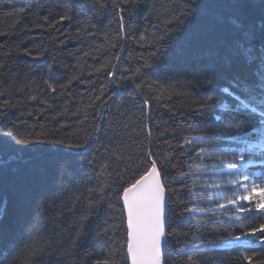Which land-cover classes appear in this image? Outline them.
<instances>
[{"label":"trees","instance_id":"16d2710c","mask_svg":"<svg viewBox=\"0 0 264 264\" xmlns=\"http://www.w3.org/2000/svg\"><path fill=\"white\" fill-rule=\"evenodd\" d=\"M68 2L0 0V105H11L0 107L5 114L0 126L29 139L87 140L86 158L95 155L96 164L89 167L66 154L82 151L75 148L51 152L48 144L29 146L19 172L0 176V259L6 256L5 264H128L119 195L149 168L150 156L167 184L166 264H247L245 257H251V264H264V247L253 237L227 248L203 243H227L229 234L264 224V210L256 208L259 196L242 200L252 188H264V147L258 137L264 104H255L257 113L245 112L250 120L241 130L225 125L228 111L202 107L231 100L218 92L219 79L211 88L184 86L196 43L193 26L183 28L162 58L150 55L159 37L175 27L184 0H140L134 14L123 0H100L103 21L91 18L85 0H70V10ZM62 16L69 19L62 21ZM137 68L141 72L134 75ZM256 94L260 99L259 89ZM9 155L13 153L5 151L4 158ZM64 160L77 178L92 177L80 187L81 204L86 206L90 196L98 198L103 187L115 205L89 218L86 234L75 246L73 221L80 205L67 211L71 200L59 224L44 220L37 225L42 235L27 231L32 216L28 199L36 193L26 192L25 184L34 187L42 174L54 175ZM230 163L237 167L228 168ZM181 172L188 175L184 181L178 179ZM93 188L97 191L90 193ZM105 219L107 247L104 240L93 239ZM86 253H91L87 260Z\"/></svg>","mask_w":264,"mask_h":264},{"label":"snow or ice","instance_id":"6c2138e0","mask_svg":"<svg viewBox=\"0 0 264 264\" xmlns=\"http://www.w3.org/2000/svg\"><path fill=\"white\" fill-rule=\"evenodd\" d=\"M85 2L89 6L91 18L93 20L99 18L103 21V5L100 4V0H85ZM123 2L132 6V14H134V9L140 0H123ZM71 7L69 0V10ZM113 7L123 11L119 3H114ZM60 19L63 21L69 17L62 16ZM175 20V27L159 37L158 46L150 55L162 58L164 50L172 46L173 41L178 38V34L185 26L196 28L197 30L192 33L196 37V43L190 49L191 54L186 65L189 76L183 84L185 87L198 85L200 88H211L215 80L222 81L217 86L218 92L223 97L229 98L231 103L225 101L202 105V107L221 108L228 111L231 115L225 120V125L237 130L244 129L250 120L245 112L257 113L255 104H264V0H184V7ZM165 37H167V43H162ZM144 67H147V64ZM2 70L3 68L0 67V71ZM140 72L141 69L137 68L134 75ZM256 89H259L260 99H257ZM0 107H11V105L5 102ZM3 115L5 114L0 112V117ZM259 116L261 117L259 123L264 127V111L259 112ZM216 119L219 120L220 117L217 116ZM244 135L248 133L245 132ZM42 144L50 145L47 151L51 152H61L72 148L82 150L66 154L76 156L82 164L86 163L89 167L96 164L95 155L86 158L91 147L87 140L66 143L63 139L47 141L42 138L29 139L14 134L12 130L6 131L5 127L0 126V176L8 170L18 173L20 165L24 163V152L30 150L29 146ZM253 147L256 145L249 144V148ZM35 150L39 151V148ZM5 151H11L13 155L5 159ZM227 167L235 169L237 165L230 163ZM162 172V168L158 171V162L153 160L151 166L140 174L139 178L123 187L122 194L119 195L123 201V211L127 216V258H130L131 264H166L162 252V238L166 237L169 227L166 212L168 193ZM187 178L188 175L183 172L178 177L180 181ZM91 179L92 177H88L85 181L77 178L70 167V161L64 160L58 165L54 175L42 174L34 187L25 184L26 192L31 194L35 191L36 193L34 198L29 195L28 199L32 216L31 223L27 225V231L30 234L42 235L37 228L41 221L52 220L59 224L64 216L66 202L71 200V207H67V211L70 212L80 205L79 218L73 221L76 234L72 244L75 246L77 241L86 234L90 217L97 215L101 210L106 211L115 207L109 203L110 195L104 192L103 187L99 188L98 198L93 199L90 196L86 198V206L81 204L80 187L91 182ZM49 188L50 194H43L48 192ZM96 191L95 188L89 189L90 193ZM116 194L114 191L111 195ZM253 195L259 196L256 208L264 210V188L259 190L252 188L251 191H247L242 200L251 201ZM229 203L236 204L237 201L231 200ZM185 212L191 213L192 209L186 208ZM109 231L108 221L105 219L101 225L97 226L93 239L104 240V246L107 247L108 241L104 238ZM247 237H253L256 243L264 247V224L249 232H241L240 235L229 234L227 243L214 241L203 243L213 248H227L249 243ZM33 238V235H30V239ZM200 246L193 245L197 248ZM90 256L91 253H86L85 260ZM6 260V256L0 259V264H5ZM245 261L251 264V257H245ZM97 264L100 262L98 261ZM103 264H110V261L105 260Z\"/></svg>","mask_w":264,"mask_h":264},{"label":"water","instance_id":"95a60500","mask_svg":"<svg viewBox=\"0 0 264 264\" xmlns=\"http://www.w3.org/2000/svg\"><path fill=\"white\" fill-rule=\"evenodd\" d=\"M133 88L135 89V91L137 92V94L143 99V97H142L139 89H137V87H135V86H133ZM145 105L147 107V113H148V116H149L150 115L149 105H148V103H145ZM152 161H153V159L150 156H148L149 167L151 166ZM158 171H159V169H158ZM121 202H122V206H123L122 199H121ZM166 212L168 214V195H167V209H166ZM124 213H125V218H126V230H127V216H126V212H124ZM167 246H168V239H167V235H166V237L162 238V252H163V257L165 255L166 250H167ZM126 258H127V244H126ZM127 261H128V264H131L130 258H127Z\"/></svg>","mask_w":264,"mask_h":264},{"label":"rangeland","instance_id":"374dc122","mask_svg":"<svg viewBox=\"0 0 264 264\" xmlns=\"http://www.w3.org/2000/svg\"><path fill=\"white\" fill-rule=\"evenodd\" d=\"M261 136H260V138H261V142L259 141V143L261 144L262 143V145L264 144V129L263 130H261ZM239 139H244L243 137H240ZM257 173H259L258 171H256ZM223 193V192H222ZM221 192H220V194L219 195H217V197H219V198H221V197H223V194H222Z\"/></svg>","mask_w":264,"mask_h":264},{"label":"bare ground","instance_id":"6f19581e","mask_svg":"<svg viewBox=\"0 0 264 264\" xmlns=\"http://www.w3.org/2000/svg\"><path fill=\"white\" fill-rule=\"evenodd\" d=\"M127 231V230H126Z\"/></svg>","mask_w":264,"mask_h":264}]
</instances>
